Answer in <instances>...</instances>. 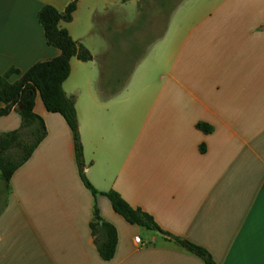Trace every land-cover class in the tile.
I'll return each instance as SVG.
<instances>
[{"label": "crops", "instance_id": "0c3cea01", "mask_svg": "<svg viewBox=\"0 0 264 264\" xmlns=\"http://www.w3.org/2000/svg\"><path fill=\"white\" fill-rule=\"evenodd\" d=\"M70 1L0 0V76L61 53L37 14ZM135 23L141 52L119 78L111 54ZM60 26L94 55L73 57L63 83L76 100L93 187L116 190L165 232L207 249L215 264H264V0H78ZM34 112L45 137L8 184L0 171V264H208L94 195L63 116L39 95ZM21 124L12 110L0 116V134ZM95 205L117 229L110 260L90 228Z\"/></svg>", "mask_w": 264, "mask_h": 264}, {"label": "trees", "instance_id": "16d2710c", "mask_svg": "<svg viewBox=\"0 0 264 264\" xmlns=\"http://www.w3.org/2000/svg\"><path fill=\"white\" fill-rule=\"evenodd\" d=\"M77 5L78 0H71L64 11H59L50 4L43 5L38 11L37 18L44 29L47 43L60 49L61 53L58 56L38 61L25 72L12 67L0 76V102L3 104L0 106V116L8 115L12 110L16 109L22 119L19 129L0 134V171L2 179L8 184L15 170L29 159L46 135L47 130L43 118L34 112L35 98L39 95L47 111L62 115L70 127L73 134L79 175L85 186L94 195L101 193L107 196L113 210L129 223L158 230L170 236L180 246L203 258L208 264H215L207 249L184 238L170 235L159 227L149 213L141 208L131 206L119 192L113 189L99 192L86 177L83 144L75 106L76 100L74 96H68L63 88V83L71 71V59L73 57H77L82 61L94 59V55L89 49L75 40L68 29L60 26L62 21L69 22L73 19ZM14 73L21 74V76L19 80L12 82L10 81V76ZM30 121L36 122L38 125L34 141L23 145L24 153H22L18 161L14 162L3 157L2 153L6 149L18 143L19 132L24 123ZM197 126L205 132L211 129L207 124H198ZM90 228L100 256L104 260L112 259L117 247V229L112 223L105 221L101 217L96 205Z\"/></svg>", "mask_w": 264, "mask_h": 264}, {"label": "rangeland", "instance_id": "374dc122", "mask_svg": "<svg viewBox=\"0 0 264 264\" xmlns=\"http://www.w3.org/2000/svg\"><path fill=\"white\" fill-rule=\"evenodd\" d=\"M133 19V17L131 16ZM134 23V22H133ZM132 23V24H133ZM96 35V34H95ZM99 35V34H97ZM117 34H112L111 36ZM120 41L116 40V50L111 54V59L109 61V69L119 74V78L123 76L126 77L127 73L131 70L132 66L136 62V58L141 52L140 41L142 38L141 30L137 23L131 26L130 29L126 30L125 33L119 35ZM97 50H100L99 45H94ZM38 127L36 122H26L24 126L20 129L18 143L12 145L6 149L2 155L6 159L11 161H18L22 153H24L23 145L30 144L34 141L36 136V128ZM34 134V135H32ZM5 204V190L0 183V210L4 207Z\"/></svg>", "mask_w": 264, "mask_h": 264}, {"label": "built area", "instance_id": "2783aa9c", "mask_svg": "<svg viewBox=\"0 0 264 264\" xmlns=\"http://www.w3.org/2000/svg\"><path fill=\"white\" fill-rule=\"evenodd\" d=\"M137 242H140V238L139 237H136L135 238Z\"/></svg>", "mask_w": 264, "mask_h": 264}]
</instances>
